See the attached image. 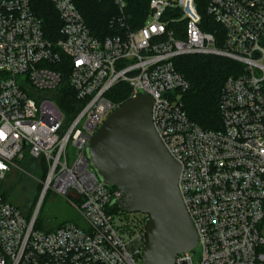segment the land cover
Returning a JSON list of instances; mask_svg holds the SVG:
<instances>
[{"label": "built area", "instance_id": "2783aa9c", "mask_svg": "<svg viewBox=\"0 0 264 264\" xmlns=\"http://www.w3.org/2000/svg\"><path fill=\"white\" fill-rule=\"evenodd\" d=\"M112 20L125 25L124 0ZM61 22L48 40L28 0H0V185L25 155L47 173L37 205L25 216L0 192V264H141L146 215L122 213L89 166L86 146L119 104L152 99L155 132L179 163L177 188L200 254L174 264H264V0H208L218 29L206 32L194 0H149L143 25L97 39L73 0H49ZM186 56L218 57L243 72L225 80L218 101L221 127L203 130L187 116L189 83L174 66ZM66 71L78 102L64 116L55 98ZM74 149L70 159L67 148ZM70 197L83 226L35 228L47 192ZM133 250V251H132Z\"/></svg>", "mask_w": 264, "mask_h": 264}, {"label": "water", "instance_id": "95a60500", "mask_svg": "<svg viewBox=\"0 0 264 264\" xmlns=\"http://www.w3.org/2000/svg\"><path fill=\"white\" fill-rule=\"evenodd\" d=\"M152 99L141 95L113 110L86 146L89 166L118 196L120 212L146 215L141 264H174L197 245L177 188L180 165L154 130Z\"/></svg>", "mask_w": 264, "mask_h": 264}, {"label": "trees", "instance_id": "16d2710c", "mask_svg": "<svg viewBox=\"0 0 264 264\" xmlns=\"http://www.w3.org/2000/svg\"><path fill=\"white\" fill-rule=\"evenodd\" d=\"M28 1L33 15L41 23L44 36L50 41L57 40L60 37L61 22L52 4L49 0ZM124 1L126 3L125 25L121 27L112 22L117 17L118 11L111 1L73 0L91 35L97 39L121 35L126 29L135 30L143 25L149 0ZM194 2L201 16V28L206 32L218 29V26L206 14L208 0H194ZM174 66L190 85L189 90L182 95L183 108L188 118L203 130L220 129L218 101L222 86L227 78L240 75L243 67L223 58L202 56L177 58L174 60ZM128 91L126 84H118L108 93V98L121 105L127 101ZM55 99L56 105L64 116L68 118L74 114L78 102L73 91L68 87L66 71ZM42 170L44 173V166ZM1 194L6 201L10 202L5 192ZM35 228H41L38 218Z\"/></svg>", "mask_w": 264, "mask_h": 264}, {"label": "rangeland", "instance_id": "374dc122", "mask_svg": "<svg viewBox=\"0 0 264 264\" xmlns=\"http://www.w3.org/2000/svg\"><path fill=\"white\" fill-rule=\"evenodd\" d=\"M67 152L72 162L75 155L74 149L69 146ZM46 173L47 166L43 161L32 160L25 155L22 159L13 162L9 173L0 185V192H5L8 200L16 204L25 216H28L39 201ZM68 201L73 200L70 197L56 196L52 191L46 193L37 217L41 226L40 231H52L67 223L83 226L78 212ZM199 254L200 250L197 247L190 251L193 262L197 261Z\"/></svg>", "mask_w": 264, "mask_h": 264}]
</instances>
